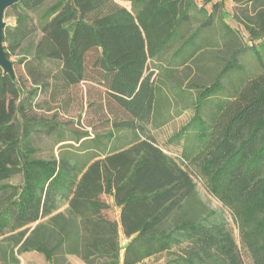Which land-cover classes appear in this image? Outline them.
I'll list each match as a JSON object with an SVG mask.
<instances>
[{"label": "trees", "instance_id": "obj_1", "mask_svg": "<svg viewBox=\"0 0 264 264\" xmlns=\"http://www.w3.org/2000/svg\"><path fill=\"white\" fill-rule=\"evenodd\" d=\"M126 1L130 8L116 0H19L6 9L14 23H5L3 41L16 80L0 67V260L21 264L20 256L37 252L49 264L69 255L86 264L161 257L244 264L225 219L201 200L197 178L232 213L252 264H264V63L208 116L204 107L224 76L240 69L238 54L209 84L192 86L194 115L173 136L181 142L174 156L147 131L161 94L148 62H167L168 75L194 62L205 46L196 37L221 2ZM233 1L255 2L246 27L264 36V0ZM195 14L204 20L184 35ZM83 82L103 88L101 106L112 114L104 132L62 118ZM44 142L58 152L41 155ZM18 175L21 183L9 182ZM104 196L119 218L109 216Z\"/></svg>", "mask_w": 264, "mask_h": 264}, {"label": "rangeland", "instance_id": "obj_2", "mask_svg": "<svg viewBox=\"0 0 264 264\" xmlns=\"http://www.w3.org/2000/svg\"><path fill=\"white\" fill-rule=\"evenodd\" d=\"M52 1V0H49ZM123 6L130 8V3L126 0H116ZM221 2L220 8L213 11L212 3L205 4L206 10L212 12L211 26L200 32L196 37L198 43L202 42L204 48L196 55L194 62L187 66L177 67L168 75L167 62L155 65L152 61L148 62L147 72L153 71L155 83L161 86L159 99V116L151 125L147 126V131L156 139L157 143L172 155H178L181 151V142L173 138L187 125L194 115L192 107L197 91L192 88L195 84H209L219 71L220 67L230 58L233 52L238 54L240 69L232 71L224 76L222 87L219 93L208 100L204 107V114L208 116L210 106L222 98L233 96L234 88L249 78L262 71L264 63V36L254 38L246 27L253 25L251 18H255L258 13L255 2L236 4L233 0H213ZM198 5H202L204 0H196ZM202 16L195 14L191 23L184 25L181 33L184 35L192 33L200 26L204 20ZM8 25L14 23L11 17L5 18ZM255 28L260 32L259 26ZM258 51V53L256 52ZM261 57V58H260ZM15 60V57H12ZM183 90V96H178L176 92ZM75 100L66 113L62 115L64 121H71V128L80 127L90 131L91 134L101 133L109 129L110 117L112 114L103 108L104 102L103 88L92 83L83 82L75 90ZM95 103L89 105V101ZM103 105V106H101ZM50 113V112H49ZM52 113V112H51ZM41 155L47 156L54 149L58 152V147H53L50 142L42 143ZM201 200L211 210H215L227 222L232 230L237 243L241 247L244 264H252V259L248 251L241 245L238 225L232 213L224 205L212 196L200 179H195ZM12 183H21V176H15L9 180ZM111 204L108 210L110 217L119 218V209L113 205L110 197L104 196ZM2 242V240L0 241ZM165 256V255H164ZM21 264H49L42 254L37 252L26 253L19 257ZM165 257L160 260H148L146 264H163ZM61 264H85L76 256H67ZM0 264H3L0 260Z\"/></svg>", "mask_w": 264, "mask_h": 264}, {"label": "water", "instance_id": "obj_3", "mask_svg": "<svg viewBox=\"0 0 264 264\" xmlns=\"http://www.w3.org/2000/svg\"><path fill=\"white\" fill-rule=\"evenodd\" d=\"M19 0H0V67L4 73L11 76L12 79L16 80V72L13 65V61L8 57L5 45L3 41L4 29H5V12L6 9L13 3Z\"/></svg>", "mask_w": 264, "mask_h": 264}, {"label": "crops", "instance_id": "obj_4", "mask_svg": "<svg viewBox=\"0 0 264 264\" xmlns=\"http://www.w3.org/2000/svg\"><path fill=\"white\" fill-rule=\"evenodd\" d=\"M30 253V252H29ZM70 256H74V255H70ZM77 257V256H76ZM79 258V257H78ZM80 259V258H79ZM82 261V260H81ZM86 264V263H85Z\"/></svg>", "mask_w": 264, "mask_h": 264}]
</instances>
